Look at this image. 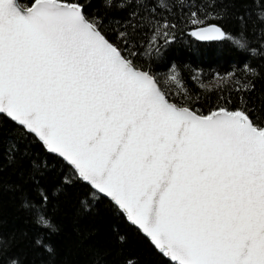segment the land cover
<instances>
[{
    "label": "snow or ice",
    "instance_id": "1",
    "mask_svg": "<svg viewBox=\"0 0 264 264\" xmlns=\"http://www.w3.org/2000/svg\"><path fill=\"white\" fill-rule=\"evenodd\" d=\"M85 8L0 0V140L6 119L9 159H28L41 176L62 164L65 187L75 178L109 199L171 264H264V109L242 101L205 114L176 99L137 63L127 32L113 41L105 19ZM192 35L226 38L216 24ZM30 139L46 159L30 155ZM37 194V220L50 229L47 190Z\"/></svg>",
    "mask_w": 264,
    "mask_h": 264
},
{
    "label": "trees",
    "instance_id": "2",
    "mask_svg": "<svg viewBox=\"0 0 264 264\" xmlns=\"http://www.w3.org/2000/svg\"><path fill=\"white\" fill-rule=\"evenodd\" d=\"M83 2L86 12L105 19L113 41L118 42L119 31L132 37L137 63L160 77L176 99L187 96L205 114L218 106L239 107L242 101L264 109V0ZM19 3L26 6L29 0ZM193 19L202 23L193 24ZM165 23L175 27L165 28ZM211 24L221 26L226 38L199 43L191 36L193 30ZM3 123L0 264H171L108 199L89 193L75 178L65 187L71 173L62 164L43 170L41 176L28 159H9L13 139L7 129L14 126L6 119ZM29 143L30 155L38 161L47 158L38 142ZM40 187L49 196L43 213L50 229L37 220Z\"/></svg>",
    "mask_w": 264,
    "mask_h": 264
},
{
    "label": "water",
    "instance_id": "3",
    "mask_svg": "<svg viewBox=\"0 0 264 264\" xmlns=\"http://www.w3.org/2000/svg\"><path fill=\"white\" fill-rule=\"evenodd\" d=\"M199 29V28H198ZM198 29H195V30H193V31H197ZM193 31L191 32V36L197 41V42H199V43H207V42H219V41H222L223 39H221V40H216V41H208V40H200L197 36H193L192 35V33H193ZM100 195V194H99ZM102 196V195H101ZM107 199V198H106ZM109 200V199H108ZM110 201V200H109ZM127 220V219H126ZM128 221V220H127ZM128 223L129 224H131L129 221H128ZM132 225V224H131ZM133 226V225H132ZM135 227V226H134ZM137 230H138V228L137 227H135ZM141 232V231H140ZM141 234H142V232H141ZM145 238H147L144 234H142ZM148 239V238H147ZM149 240V239H148ZM150 242V241H149ZM151 243V242H150ZM152 244V243H151ZM154 247V246H153ZM156 249V248H155ZM157 250V249H156ZM158 251V250H157ZM159 252V251H158ZM166 259H168L167 257H165ZM169 260V259H168Z\"/></svg>",
    "mask_w": 264,
    "mask_h": 264
}]
</instances>
